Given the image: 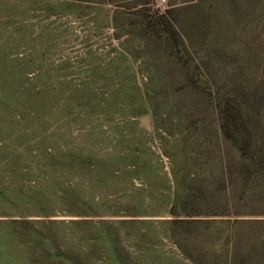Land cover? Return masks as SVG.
I'll list each match as a JSON object with an SVG mask.
<instances>
[{
  "label": "rangeland",
  "instance_id": "obj_1",
  "mask_svg": "<svg viewBox=\"0 0 264 264\" xmlns=\"http://www.w3.org/2000/svg\"><path fill=\"white\" fill-rule=\"evenodd\" d=\"M256 150L264 0H0V264H264Z\"/></svg>",
  "mask_w": 264,
  "mask_h": 264
},
{
  "label": "trees",
  "instance_id": "obj_2",
  "mask_svg": "<svg viewBox=\"0 0 264 264\" xmlns=\"http://www.w3.org/2000/svg\"><path fill=\"white\" fill-rule=\"evenodd\" d=\"M175 11V9H173V10H170V12H174ZM173 25L175 26V28L177 29V30H179V26L177 25V24H175V21H173ZM221 106V109H222V112H224L225 113V107L223 106V100H220L219 101V107ZM224 116V115H223ZM225 117V116H224ZM224 133H225V135L226 136H232V133H231V131L228 129V127H227V124H224ZM256 139H253V138H251V140H250V142H253V145L254 146H256ZM252 145V146H253ZM256 157L258 158V160H260V162H261V167H259V168H257V169H252L251 170V172H250V176L255 180V181H257V180H259V178L261 177V176H264V153H260L259 152V150H256ZM67 156H69L70 157V155H67ZM71 158H77L76 156H74V155H71ZM259 199H262V203L264 204V191H262V193H261V196H260V198ZM176 207H177V205L176 204H173L172 206H171V212L172 213H174V214H177L176 213ZM202 211H199V212H197V214H200ZM190 213V212H189ZM205 213H207V212H205ZM190 215H192V214H190ZM27 219H24V221L23 222H27L26 221ZM174 221L173 222H175V223H191L192 224V222H194V223H200L201 221H202V219H183V218H176V219H173ZM210 255L212 256V257H214L215 256V254H212V253H210ZM192 257V259L195 261V262H197V263H202V262H204V260L203 259H205L206 258V256L204 257V256H202V257H195V256H191Z\"/></svg>",
  "mask_w": 264,
  "mask_h": 264
},
{
  "label": "built area",
  "instance_id": "obj_3",
  "mask_svg": "<svg viewBox=\"0 0 264 264\" xmlns=\"http://www.w3.org/2000/svg\"><path fill=\"white\" fill-rule=\"evenodd\" d=\"M166 0H162V2H165Z\"/></svg>",
  "mask_w": 264,
  "mask_h": 264
}]
</instances>
